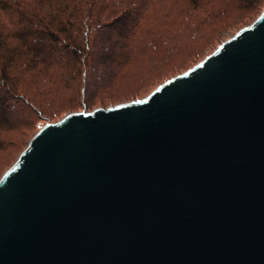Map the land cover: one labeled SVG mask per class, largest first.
I'll list each match as a JSON object with an SVG mask.
<instances>
[{
	"label": "water",
	"instance_id": "obj_1",
	"mask_svg": "<svg viewBox=\"0 0 264 264\" xmlns=\"http://www.w3.org/2000/svg\"><path fill=\"white\" fill-rule=\"evenodd\" d=\"M221 42L31 133L0 176V264H264V5Z\"/></svg>",
	"mask_w": 264,
	"mask_h": 264
},
{
	"label": "rangeland",
	"instance_id": "obj_2",
	"mask_svg": "<svg viewBox=\"0 0 264 264\" xmlns=\"http://www.w3.org/2000/svg\"><path fill=\"white\" fill-rule=\"evenodd\" d=\"M145 1L148 3L141 6L136 18L142 27L136 36L147 40L161 36L151 42L141 38L138 43L130 38V46L119 54L124 56L118 57L119 64L114 62L105 71L101 65L84 76L68 71V64L63 63L36 76L32 75L37 70L24 71L14 81L15 89L26 90L23 95L29 97L36 91L37 106L33 107L21 94L11 97L10 102L15 105L11 107L13 117L7 124L0 123V176L42 124L70 111L121 104L147 95L207 55L235 29L248 24L264 5V0H214L193 10L190 0ZM61 57L70 56L65 53ZM30 79H35L36 85Z\"/></svg>",
	"mask_w": 264,
	"mask_h": 264
},
{
	"label": "trees",
	"instance_id": "obj_3",
	"mask_svg": "<svg viewBox=\"0 0 264 264\" xmlns=\"http://www.w3.org/2000/svg\"><path fill=\"white\" fill-rule=\"evenodd\" d=\"M208 2L214 0L189 1L193 10ZM145 3L148 1L0 0V123L7 124L13 117L11 107L15 105L10 102L11 97L22 95L33 107L37 106L36 91L28 97L23 95L26 90L14 88V81L24 71L37 70L32 75L36 76L64 63L68 64V71L86 76L101 65L105 71L114 62L119 64L118 59L124 57L119 54L130 46L132 37L134 43L141 38L145 42L158 39L161 35L151 40L136 36L142 28L136 18ZM117 46L120 49L114 48ZM65 53L70 56L68 59L61 57ZM28 81L32 85L37 82Z\"/></svg>",
	"mask_w": 264,
	"mask_h": 264
}]
</instances>
